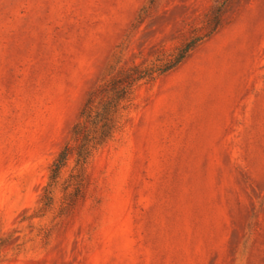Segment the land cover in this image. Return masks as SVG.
<instances>
[{"label":"rangeland","instance_id":"obj_1","mask_svg":"<svg viewBox=\"0 0 264 264\" xmlns=\"http://www.w3.org/2000/svg\"><path fill=\"white\" fill-rule=\"evenodd\" d=\"M221 1L0 0V264H264V0L230 1L85 159L71 140L107 65L172 53Z\"/></svg>","mask_w":264,"mask_h":264},{"label":"trees","instance_id":"obj_2","mask_svg":"<svg viewBox=\"0 0 264 264\" xmlns=\"http://www.w3.org/2000/svg\"><path fill=\"white\" fill-rule=\"evenodd\" d=\"M232 0H222L208 20L209 29L194 35L189 41L175 48L172 53L161 52L153 60L140 64L107 65L96 85L86 97L77 121L71 130V140L76 143L81 160L86 158L90 147L99 145L111 137L118 128L122 110L129 104L133 91L139 83L153 82L159 76L173 70L204 38L210 36L220 25L222 13ZM69 147L66 146L51 165V178L56 179L67 162Z\"/></svg>","mask_w":264,"mask_h":264}]
</instances>
